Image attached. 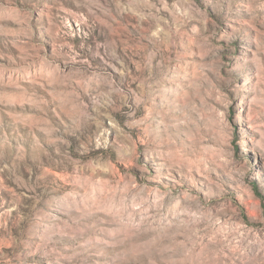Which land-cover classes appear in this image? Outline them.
<instances>
[{
	"label": "rangeland",
	"instance_id": "rangeland-1",
	"mask_svg": "<svg viewBox=\"0 0 264 264\" xmlns=\"http://www.w3.org/2000/svg\"><path fill=\"white\" fill-rule=\"evenodd\" d=\"M0 264H264V0H0Z\"/></svg>",
	"mask_w": 264,
	"mask_h": 264
}]
</instances>
